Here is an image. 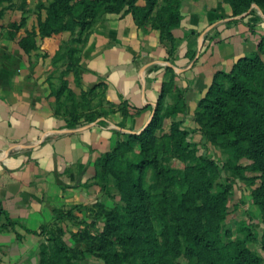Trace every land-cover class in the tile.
I'll return each mask as SVG.
<instances>
[{
  "label": "rangeland",
  "instance_id": "1",
  "mask_svg": "<svg viewBox=\"0 0 264 264\" xmlns=\"http://www.w3.org/2000/svg\"><path fill=\"white\" fill-rule=\"evenodd\" d=\"M52 1L0 0V53L1 45L11 43L19 56L46 64L47 75L55 81L51 82L53 90L61 93V109L71 122L87 125L105 112L125 107L121 103L105 106L104 89L93 91L80 86L82 63L91 50L95 30L103 21H122L127 16L135 19V16L124 13L127 6L112 13H105L101 8L94 22H77L73 31L42 41L39 23L47 18ZM232 1L180 0L178 6L174 5L182 17L178 22L177 18L171 20L167 12L162 17L158 15L167 6V1L157 0L150 16H141L140 24L135 20L137 29L143 33L155 32L159 35L161 44L167 50L165 60L178 76L170 81L171 74L166 72L170 66H164L162 78L168 87L159 109L161 120L150 140L154 150L149 153L154 157L156 152L158 162L166 170L183 172L190 169L193 175V168L200 161L198 158L214 162L220 177L217 183L229 189L227 217L222 223L224 230L232 238L247 241L248 247L264 259V214L254 197V191L261 185V172L253 170L249 148L238 152L239 145H234L237 151L233 147H225L222 138H215L214 133L203 127L201 120L206 123L207 119L199 118L203 115L202 101L213 82L203 93L201 84L193 83L194 78L184 72L207 55L215 44L227 40L233 33L241 36L243 50L247 51V55L241 58L259 56L264 62V5L252 4L248 11L235 13ZM148 3L149 0H138L136 7L144 9ZM153 77L156 80L158 75ZM224 82L228 86V82ZM124 110L122 112L126 116L128 110ZM134 116L130 114V120ZM98 123L102 124V121L98 120ZM119 126L124 129L117 133L119 136L112 150L119 144L124 143L126 147L129 144L130 150L124 153V165L135 163L140 159L141 149L140 144L133 142L130 136L140 135L147 126L143 129L124 127V124ZM174 127L185 133V154L176 147L178 142L173 133ZM99 159L93 165L91 178L81 187V202L68 205L57 213L45 230L40 229L32 264H132V260L137 258L136 249L129 247L127 238L121 236L125 232L117 229L128 215L127 202L119 185L121 170L105 172ZM166 170L162 173L161 184L155 181L152 167L144 173L151 221L161 242L171 237L169 225L173 223L171 206L164 205L158 197L165 185ZM165 189L168 195H173V186ZM181 191L179 188L175 192L180 194ZM189 261L182 254L175 259L177 264H191Z\"/></svg>",
  "mask_w": 264,
  "mask_h": 264
},
{
  "label": "crops",
  "instance_id": "2",
  "mask_svg": "<svg viewBox=\"0 0 264 264\" xmlns=\"http://www.w3.org/2000/svg\"><path fill=\"white\" fill-rule=\"evenodd\" d=\"M101 23L82 63L80 86L104 89L105 106H125L105 112L102 124L71 122L46 64L19 56L11 43L1 45L0 264H32L40 229L81 202V187L99 157L114 148L124 129L119 125L143 129L156 110L162 71L171 67L159 35L137 29L133 16ZM245 55L241 36L233 33L184 72L205 93L218 72H230Z\"/></svg>",
  "mask_w": 264,
  "mask_h": 264
},
{
  "label": "trees",
  "instance_id": "3",
  "mask_svg": "<svg viewBox=\"0 0 264 264\" xmlns=\"http://www.w3.org/2000/svg\"><path fill=\"white\" fill-rule=\"evenodd\" d=\"M167 6L162 13L169 14L171 20L178 22L181 15L177 8L180 0H166ZM138 0H53L45 20L39 23L42 41L57 34L73 31L77 22L83 24L94 22L101 8L105 13L119 12L127 6L125 14L132 13L140 24V17L150 16L157 0H149L148 6L138 9ZM235 13L248 11L252 4L264 5V0H233ZM1 14V13H0ZM67 16L69 17L67 19ZM157 20V19H156ZM177 26V25H176ZM171 74L170 81L178 78L173 68L167 67ZM228 86H225V82ZM168 84L163 82L158 99L156 114L151 123L140 135H131L132 141L140 144V159L135 163L125 164L124 153L128 150L124 143L114 150L106 152L99 162L103 171L121 170L119 185L122 187L127 202L128 215L125 222L117 229L121 236L129 241L138 253L132 264H177L178 255H185L196 264H263L264 259L252 251L247 241L232 238L222 224L227 217V201L229 189L219 180L215 163L198 158L194 169L175 172L166 170L158 162L156 152L150 155L154 147L150 140L161 120L159 109L164 99ZM203 115L206 123L203 127L214 133L215 138H222L224 146L237 147L238 152L250 149L253 159V170L261 172V185L254 191L256 203L264 214V62L259 56L240 58L230 72H219L215 75L207 97L202 101ZM177 149L185 154L184 132L173 128ZM239 148V149H238ZM235 151L236 148L234 149ZM148 167L155 172V181L161 184L162 173H165L163 191H159V199L164 205L171 206L172 224L169 225L170 238L161 242L154 231L149 212L150 201L145 185L144 173ZM173 186V195H168L165 188ZM182 189L177 194L176 189ZM46 227H42L45 230ZM28 232L35 233L28 230ZM58 243V239L56 240ZM264 246V238H263ZM61 249V248H60ZM57 253H54L56 255ZM109 264V263H108Z\"/></svg>",
  "mask_w": 264,
  "mask_h": 264
},
{
  "label": "water",
  "instance_id": "4",
  "mask_svg": "<svg viewBox=\"0 0 264 264\" xmlns=\"http://www.w3.org/2000/svg\"><path fill=\"white\" fill-rule=\"evenodd\" d=\"M155 113H156V110L153 111L152 118L155 116Z\"/></svg>",
  "mask_w": 264,
  "mask_h": 264
}]
</instances>
